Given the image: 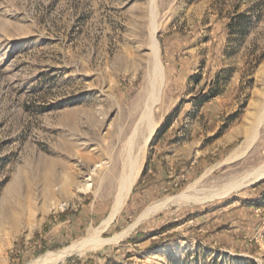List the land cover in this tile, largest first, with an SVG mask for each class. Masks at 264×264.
<instances>
[{"label":"rangeland","instance_id":"obj_1","mask_svg":"<svg viewBox=\"0 0 264 264\" xmlns=\"http://www.w3.org/2000/svg\"><path fill=\"white\" fill-rule=\"evenodd\" d=\"M154 26L166 73L154 105L158 126L102 237L208 171L198 188L264 162V0H0V264H47L44 256L108 216L123 130L145 102ZM204 102L216 115L209 122L200 116ZM190 119L200 124L202 158L191 174L172 182V169L156 188L142 176L156 137ZM256 129L248 152L225 163ZM259 197L264 203V177L223 197L166 207L120 241L56 264H264V208L243 204ZM137 232L135 243L126 241Z\"/></svg>","mask_w":264,"mask_h":264},{"label":"bare ground","instance_id":"obj_2","mask_svg":"<svg viewBox=\"0 0 264 264\" xmlns=\"http://www.w3.org/2000/svg\"><path fill=\"white\" fill-rule=\"evenodd\" d=\"M151 29V50L153 57L152 67L150 66V70L145 77V84L142 90V100L145 99V102L143 104V110L141 111L139 118L127 130L126 128L123 130V145L120 147L122 148L120 154L122 157L121 170L119 173L115 172L113 173V176H110V179H112L111 193L113 194V202L110 212L108 216L100 223V225L97 227H91L88 230L86 236H84L80 241L61 249L57 253L44 256L43 261L47 262V264H56L57 262L64 259L67 255L72 253L81 254L86 250L96 249L108 243L118 242L146 218L166 207L171 205H180L183 203L198 204L215 198L223 197L232 191L241 189L246 185H249L264 177L263 162L252 169L246 170L221 182L217 186H213L211 188H198L197 183L200 181V179L207 175L209 172L208 171L180 193L173 196H166L149 204L132 221V223L122 231L113 234L111 237H102L101 233L108 227L111 221L114 220L125 204L132 186L139 175L141 160L144 157L147 146L158 126V122L154 115V105L163 93V88L166 83V73L159 57V44L155 37L156 27L154 26ZM140 105L141 102L138 104L137 108H140ZM132 115L135 116L136 113H133ZM256 135L257 129L248 135L247 139L226 157L224 160L225 163H231L243 157L253 145ZM72 179L70 181H72Z\"/></svg>","mask_w":264,"mask_h":264},{"label":"crops","instance_id":"obj_3","mask_svg":"<svg viewBox=\"0 0 264 264\" xmlns=\"http://www.w3.org/2000/svg\"><path fill=\"white\" fill-rule=\"evenodd\" d=\"M199 109L201 111L200 116L202 118V121L207 119V121L209 122L214 117H216L213 109H211V107H207V105H205V102L204 104L200 105ZM180 124L182 125V123ZM165 126L166 127L163 129V131L159 132L156 137L154 154L146 162V170L143 171L142 175L143 177H147L149 180L152 179L156 181L158 183L156 184V188H160L161 190L164 188V184H166L165 180L170 176L172 169H175V171H177V174L173 179H171V181L173 182L177 179V175H183L182 173L191 174V171L195 168L194 164H198L197 159L202 158V155L200 153L202 147L199 145L197 139L195 138V133H197V131L199 130L200 124H197L190 119L188 124H184L177 130L174 129V131L169 129L171 127V124H167ZM144 182V178L138 181L135 187H133L135 188L134 193H139L137 192L138 184L143 183L142 186L144 187ZM142 186H139V188H142ZM142 190L143 189H140L141 194L143 193ZM235 201H237V199L233 201L230 199L229 201H225L224 203H222V206H230ZM211 211L212 207H210L209 209H204L202 211L196 210L193 212L195 213V216L193 218L204 216ZM65 218L62 219V221H66Z\"/></svg>","mask_w":264,"mask_h":264},{"label":"trees","instance_id":"obj_4","mask_svg":"<svg viewBox=\"0 0 264 264\" xmlns=\"http://www.w3.org/2000/svg\"><path fill=\"white\" fill-rule=\"evenodd\" d=\"M145 170H146V167L144 168V171H145ZM231 200L233 201V200H235V199L233 198V199H231ZM243 204H245V205H247V206H253V207H256V208H264V203L261 202L260 197H259L258 199H256L255 201L243 202ZM194 216H195V213H192V214L188 215L186 219H188V218H193ZM177 224H178L177 222H176V223L168 224V225H166V226L160 228L158 232H159V233L164 232V231H166L167 229H169V228H171V227H173V226H175V225H177ZM141 236H142L141 233H140V232H137L136 234L129 236V237L126 239V241H127V242H131V243H135V242H136ZM70 260H71V258H68V259H67V261H70ZM76 260H77V259H76ZM106 260H107V262H105V264H110L112 259H109V258H108V259H106Z\"/></svg>","mask_w":264,"mask_h":264}]
</instances>
